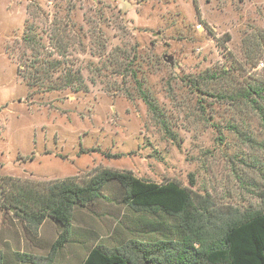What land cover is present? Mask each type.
<instances>
[{"label":"rangeland","instance_id":"rangeland-1","mask_svg":"<svg viewBox=\"0 0 264 264\" xmlns=\"http://www.w3.org/2000/svg\"><path fill=\"white\" fill-rule=\"evenodd\" d=\"M262 32L264 0H0V185L112 170L214 209L259 208L264 120L240 95L264 82V42L248 48ZM120 199L111 182L76 206L53 253L62 228L0 208V251L8 264H76L94 245L160 238Z\"/></svg>","mask_w":264,"mask_h":264},{"label":"trees","instance_id":"trees-1","mask_svg":"<svg viewBox=\"0 0 264 264\" xmlns=\"http://www.w3.org/2000/svg\"><path fill=\"white\" fill-rule=\"evenodd\" d=\"M254 37L256 43L249 42L248 48L259 51L263 32ZM240 96L264 120V82L249 84ZM1 180L2 210L31 229L47 219L62 228L51 245L52 253L67 243L75 207L100 197L111 182L121 189L122 207L149 233L160 236L148 241L129 238L114 247L94 245L76 264H264V191L258 195L259 208L240 212L214 209L207 197L175 182L156 184L129 172L103 170L84 185L66 179L45 187H16L9 178ZM14 258L35 264L31 255L15 253ZM0 264H8L1 251Z\"/></svg>","mask_w":264,"mask_h":264},{"label":"built area","instance_id":"built-area-1","mask_svg":"<svg viewBox=\"0 0 264 264\" xmlns=\"http://www.w3.org/2000/svg\"><path fill=\"white\" fill-rule=\"evenodd\" d=\"M264 67V63L263 62H260L258 65H257V68L258 69H261V68H263Z\"/></svg>","mask_w":264,"mask_h":264}]
</instances>
